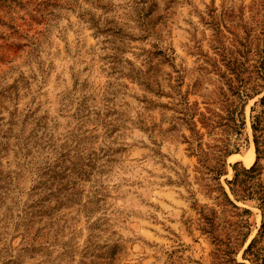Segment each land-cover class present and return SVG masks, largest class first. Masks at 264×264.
Wrapping results in <instances>:
<instances>
[{
	"label": "rangeland",
	"instance_id": "obj_1",
	"mask_svg": "<svg viewBox=\"0 0 264 264\" xmlns=\"http://www.w3.org/2000/svg\"><path fill=\"white\" fill-rule=\"evenodd\" d=\"M263 97L264 0H0V264H219Z\"/></svg>",
	"mask_w": 264,
	"mask_h": 264
},
{
	"label": "trees",
	"instance_id": "obj_2",
	"mask_svg": "<svg viewBox=\"0 0 264 264\" xmlns=\"http://www.w3.org/2000/svg\"><path fill=\"white\" fill-rule=\"evenodd\" d=\"M13 33L16 34L15 31ZM260 104L264 105V97L261 99ZM252 119L257 161L254 166L248 169L242 168L239 170L237 164L234 166L233 180L228 182L234 200L230 198L224 188H220L223 199L219 202V205L224 208V212L229 208L235 210L238 220L234 224L230 223L229 226L224 225L223 228H220L221 226L217 222L218 218L214 213L202 217L204 221L203 232L210 235L213 243L218 247L216 256L219 264H247L237 262L236 256L251 236L253 225L250 223V218L252 212L238 207L236 203L251 205L252 208L259 209L262 213L261 227L256 237L244 251L243 260L249 264H264V174L260 164L264 159V118L258 115ZM220 163H222L221 160ZM224 168L225 163L223 162L222 165L220 164L209 171L218 179L223 175ZM221 229L224 230L222 234Z\"/></svg>",
	"mask_w": 264,
	"mask_h": 264
}]
</instances>
